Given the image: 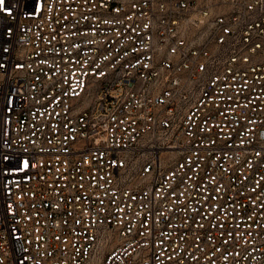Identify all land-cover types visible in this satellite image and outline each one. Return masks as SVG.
<instances>
[{"label":"built area","instance_id":"2783aa9c","mask_svg":"<svg viewBox=\"0 0 264 264\" xmlns=\"http://www.w3.org/2000/svg\"><path fill=\"white\" fill-rule=\"evenodd\" d=\"M0 264H264V0H2Z\"/></svg>","mask_w":264,"mask_h":264},{"label":"snow or ice","instance_id":"6c2138e0","mask_svg":"<svg viewBox=\"0 0 264 264\" xmlns=\"http://www.w3.org/2000/svg\"><path fill=\"white\" fill-rule=\"evenodd\" d=\"M0 3H2V0H0Z\"/></svg>","mask_w":264,"mask_h":264}]
</instances>
